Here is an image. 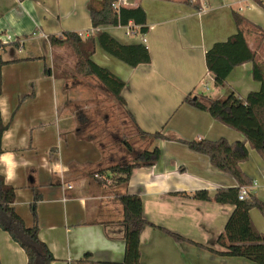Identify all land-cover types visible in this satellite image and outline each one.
<instances>
[{
    "label": "crops",
    "instance_id": "crops-1",
    "mask_svg": "<svg viewBox=\"0 0 264 264\" xmlns=\"http://www.w3.org/2000/svg\"><path fill=\"white\" fill-rule=\"evenodd\" d=\"M88 2L0 0V38L22 43L21 47L8 45L2 54L8 63L1 69L0 94L2 119L8 124L2 135L0 174L16 189V211L27 225H32L30 205L35 194L40 195L39 236L56 257L52 264H75L86 252L96 260H124L123 210L116 199L119 191L140 195L145 217L157 226L146 225L141 233L142 264H257L207 249L225 250L218 238L235 207L213 199H196L193 193L207 190L213 198L218 189L238 183L212 165L207 155L174 138L245 140L241 132L183 99L190 92L197 93L206 77L212 80L205 55L215 42L237 32L233 11L264 31V6L256 0H207L205 8L196 9L185 0H121L125 7L142 6L148 31L142 34L132 23L99 27L123 44L141 42L147 46L152 61L137 67L99 45L92 58L126 82L122 90L124 108L142 130L160 131L173 138L156 139L150 144V148L161 149L160 159L154 165L135 168L125 188L111 186L107 170L100 172L101 177L92 174L114 158L108 155V160L104 159L94 141L78 138L75 132V107L92 99V93L81 86L68 91L63 78L44 73L46 65L52 67L55 49L49 34L68 30L85 37L95 33ZM248 41L258 53L264 74V38L250 35ZM204 84L208 86V80ZM227 84L241 96L260 90L262 85L253 77L252 62L234 68ZM216 89L214 96H221L227 86ZM249 150V159L241 167L254 182L250 194L264 201V160L255 149ZM250 216L257 229L264 232L262 213L252 208ZM158 227L187 240L178 242ZM0 262L27 264L25 251L1 228Z\"/></svg>",
    "mask_w": 264,
    "mask_h": 264
},
{
    "label": "trees",
    "instance_id": "trees-1",
    "mask_svg": "<svg viewBox=\"0 0 264 264\" xmlns=\"http://www.w3.org/2000/svg\"><path fill=\"white\" fill-rule=\"evenodd\" d=\"M264 6L261 0H257ZM121 0H89L88 9L91 17L94 34L81 36L77 31H63L61 34H49L50 45L56 47H68L74 57V71H55V66H45L44 73L47 76L61 77L65 80V89L70 82L78 77L93 78L101 87L112 95L124 108L126 102L122 97V90L126 82L114 74L110 69L101 66L92 58L97 45L109 54L115 56L129 66L137 67L152 61L149 49L144 43L123 44L108 32L99 29L102 25L128 26L130 23L138 26L139 32L144 34L148 31L147 15L142 6L125 7ZM185 3L201 9L199 2L185 0ZM237 32L225 41H218L206 52V65L208 73L213 79L216 88L227 86L224 96H212L204 93L187 94L183 102L197 109L208 112L214 119L224 125L241 132L245 136L243 141L230 142L222 137L217 140L193 139L186 140L174 138L186 144L191 150L205 154L209 157L212 165L232 175L238 186L218 189L213 198L207 190H197L193 197L202 200H215L216 202L234 205V210L228 218L224 232L218 238V244L224 247V251L210 249L220 255L239 256L250 259L257 264H264V232L257 229L251 216L250 210L257 208L264 216V201L254 194L245 199L239 198L242 186L251 185L253 180L241 167V163L249 159L250 148L255 149L264 160V74L258 63V53L252 49L248 37L257 35L258 39L264 38V31L256 29L247 17L238 11H233ZM21 47L22 43L4 42L0 38V94L2 93V66L7 61L3 60L2 54L8 45ZM246 62L253 63V77L261 82V89L251 91L247 96H241L232 86L227 84V77L234 68ZM57 67V66H56ZM32 96V95H30ZM29 96L22 99L25 100ZM69 106L76 104L68 102ZM129 116L132 127L138 132L140 143L139 149L134 147L133 142L122 137L121 143L126 149L129 159L124 162L110 163L100 170L92 173L101 177L100 172L109 171L108 179L111 186L127 187L132 172L137 167L154 165L161 157V149L157 146L150 148V144L156 139H173L160 131L149 133L142 130L136 123L131 112L124 108ZM78 125L75 129L78 138L92 140L108 160L106 148L95 140L94 137L85 134L81 120L83 113H76ZM2 119L0 110V153L2 148V135L7 129ZM84 127V128H83ZM249 147H248V145ZM116 199L120 202L123 210L121 223L125 227V255L121 262L96 260L91 252L77 259L75 264H142L140 239L146 225L157 227L144 215V203L140 195L131 194L127 191L116 192ZM16 189L5 182L0 174V228L9 233L27 255V264H52L56 257L49 246L39 236V222L37 203L40 195L35 194L30 205L33 223L27 225L24 218L16 211L14 203ZM172 236L176 241H186L182 235L166 228L158 227ZM0 264H2L0 262Z\"/></svg>",
    "mask_w": 264,
    "mask_h": 264
},
{
    "label": "rangeland",
    "instance_id": "rangeland-1",
    "mask_svg": "<svg viewBox=\"0 0 264 264\" xmlns=\"http://www.w3.org/2000/svg\"><path fill=\"white\" fill-rule=\"evenodd\" d=\"M51 60L52 66H55L56 72L74 71L75 57L68 47H56L53 50ZM205 79L208 80L209 84L207 85L209 87L206 88L204 84L206 80H203L202 84L197 89V93H204L212 96L217 95V89L213 84V79L211 80L209 77ZM86 84L87 86H83ZM77 86L85 87L92 93V99L80 102L75 107L76 113L84 114V119L81 120L80 125L85 128L88 126L85 129V134L94 137L97 142L106 148L107 154L110 155L111 158H114L113 163L130 160L126 149L121 143L122 137L133 142L136 149L141 148L142 144L139 142V134L132 127V122L129 116H127L124 108L93 78L79 76L76 81H72L68 84L66 90L69 91ZM227 90L228 89L222 90L221 96H224Z\"/></svg>",
    "mask_w": 264,
    "mask_h": 264
},
{
    "label": "built area",
    "instance_id": "built-area-1",
    "mask_svg": "<svg viewBox=\"0 0 264 264\" xmlns=\"http://www.w3.org/2000/svg\"><path fill=\"white\" fill-rule=\"evenodd\" d=\"M197 2H199L201 9L205 8L207 6V0H195ZM257 1V0H256ZM264 3V0H261ZM81 36H84L83 33H80ZM206 88H208V86H206ZM254 185V182L251 185H247V186H242L240 193H239V198L240 199H245L247 197L250 196L251 193V189Z\"/></svg>",
    "mask_w": 264,
    "mask_h": 264
}]
</instances>
